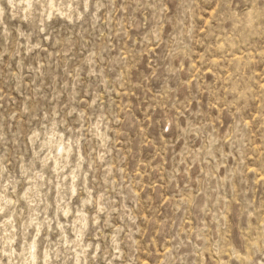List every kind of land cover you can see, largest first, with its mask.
I'll return each mask as SVG.
<instances>
[{
    "label": "rangeland",
    "instance_id": "1",
    "mask_svg": "<svg viewBox=\"0 0 264 264\" xmlns=\"http://www.w3.org/2000/svg\"><path fill=\"white\" fill-rule=\"evenodd\" d=\"M0 264H264V0H0Z\"/></svg>",
    "mask_w": 264,
    "mask_h": 264
}]
</instances>
